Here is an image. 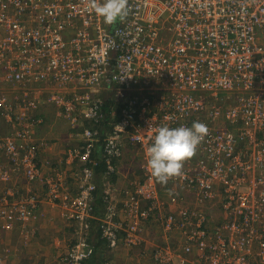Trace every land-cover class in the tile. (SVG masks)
Listing matches in <instances>:
<instances>
[{
    "label": "built area",
    "instance_id": "1",
    "mask_svg": "<svg viewBox=\"0 0 264 264\" xmlns=\"http://www.w3.org/2000/svg\"><path fill=\"white\" fill-rule=\"evenodd\" d=\"M89 4L0 0V233L22 227L28 238L34 213L51 201L74 225L60 254L64 264H82L95 252V220L111 250L146 249L145 224L161 223L166 243L132 264H188L189 256L208 264H264V0H129V16L115 25L104 24ZM43 93L74 125L84 116L111 127L85 128V143L69 150L68 162L85 164L72 174L74 194L66 188L69 174L56 167L48 175L38 165L41 118L30 112ZM104 94L115 101L108 118ZM195 121L208 128L196 150L199 163L188 162L163 186H179L199 205L164 213L180 194L162 196L146 150L157 127ZM127 143L145 161L141 177L117 194L110 180ZM98 148L106 167L102 189L86 165ZM16 177L25 184L16 186ZM99 197L102 213L95 208ZM205 200L219 202L220 219H207ZM177 232L181 242L173 247L167 239ZM7 262L0 256V264Z\"/></svg>",
    "mask_w": 264,
    "mask_h": 264
},
{
    "label": "crops",
    "instance_id": "2",
    "mask_svg": "<svg viewBox=\"0 0 264 264\" xmlns=\"http://www.w3.org/2000/svg\"><path fill=\"white\" fill-rule=\"evenodd\" d=\"M44 96L46 97L48 96V94L43 93L39 109L30 112L31 115H35L36 117L41 118L40 124L35 129V138L38 139L37 143H39L40 146V151L38 153V165H41L43 163V170L45 174L48 175L50 174L52 176H55L54 169H57L58 167H60V170H62V172H64L65 174H69V181L66 182V188L71 190L74 194L77 192V188L79 185L78 178H72V174H75V172L78 171H82L84 167L82 166L83 163L77 160L68 162V153L72 146H79V144H81L82 131L90 123L89 121H84L83 119H80L77 126L74 124L72 125L71 122H68L65 116L62 115L61 108L48 100L44 101ZM90 126H92V124ZM129 150H133L135 152L134 145L127 144L124 151L126 153H130ZM125 160V157H120L116 161V171L113 172L111 175L110 181L117 186L115 187L117 188V194L122 191L121 188L129 187L130 182L133 181V179L138 178L142 173V165H138V167H136L134 171H132L133 169L131 168L130 171L126 170L125 172H122L123 166L127 164ZM199 160V156L197 155V152H195L193 157L184 162L183 167L188 164V162L199 163ZM104 171H106V167H104L103 172L96 173V176L94 178V181L98 182L100 188L102 187V185L104 186V183L107 179L104 176ZM23 180L24 178L22 177H16L13 179V183H15L16 186H22L25 184ZM160 187H163V197L168 198L173 192H175L176 194L179 192L180 194L179 203L169 205L166 204V210L164 211V213H167V211L176 212L178 211V207H180L181 205H185L186 203L194 206L199 205L198 201L196 200L193 194L188 192H182L179 189V186H173L172 188L165 189V187L161 184ZM24 192H26V189L24 190ZM101 200L102 199H98L96 203V210L98 213H102L105 209L104 202H99ZM147 203V200L142 201V205H146ZM201 207L209 215L210 219L211 215L214 216L216 219H220L221 207L217 200H205L202 203ZM63 213L64 209L61 207V205H59L58 202H43L34 213V218L28 225L30 229V231H28V235L31 236H28L29 240L26 245L23 244L24 242H26L25 238H27L25 237V235H27L25 234V228L16 227V230H14L13 233V229H3L0 233V244H2L3 248L8 251V255H11L10 258L5 256L6 260L8 261L7 263L36 264L33 261L38 260L40 261L38 262L40 264H62L59 259L61 254V247L57 244L53 246L51 244V240L55 236V232H58V235L62 237V242H65L66 236H71L73 234L74 225L66 219ZM94 226L98 227L97 221L94 222ZM145 227V229L143 227L144 230L142 233L145 237L144 245L146 249H152L156 245H162L166 243L161 223H158L155 220H151L149 223L145 224ZM179 235L180 234L177 232L175 235V239H173L172 237L170 239H167V241H170L172 244H174L173 247H177L181 242V237ZM92 237L94 239V235ZM18 248H21L23 252H26L25 254L33 256L34 259L27 258L24 261H21V257H19L15 253ZM98 248L99 251L104 250V253L107 252L106 254H108L110 257L112 256V258H114L117 264H125L137 259H145V257L141 258L140 246L134 248L122 246L117 249L111 250L107 247L105 242V245L101 244ZM139 251L140 254L137 253L138 256L134 257L132 255V252L136 253ZM189 259L191 260L188 264H201L200 262L194 260L192 256H189ZM148 262L149 261H146V264H148Z\"/></svg>",
    "mask_w": 264,
    "mask_h": 264
},
{
    "label": "clouds",
    "instance_id": "3",
    "mask_svg": "<svg viewBox=\"0 0 264 264\" xmlns=\"http://www.w3.org/2000/svg\"><path fill=\"white\" fill-rule=\"evenodd\" d=\"M89 10L102 18L104 24L115 25L129 16V0H90ZM207 132V125L199 121L193 122L191 126L157 127L146 150L147 169L150 175L162 185L181 175L184 162L193 157Z\"/></svg>",
    "mask_w": 264,
    "mask_h": 264
},
{
    "label": "trees",
    "instance_id": "4",
    "mask_svg": "<svg viewBox=\"0 0 264 264\" xmlns=\"http://www.w3.org/2000/svg\"><path fill=\"white\" fill-rule=\"evenodd\" d=\"M113 103H115V101L113 99H111V96L110 95H106L104 97V102H102L101 105H100L101 108H104L105 113L107 114L106 118L109 117V107ZM85 120L89 121L90 124H88V126L90 128H92V129L96 128V129L101 130L102 132H106V131H108V129L111 128L109 126V123L106 122V120H104V119H103V121L100 124L96 123L94 120L89 119V118H85ZM91 124H92V126H90ZM99 144H101V143L99 142ZM91 158H92V161H90V162L87 161L86 165L94 167V169L96 170V173L103 172L105 164H104V161L101 160V152H100L99 148L97 150L93 151V153L91 154ZM94 161H97V164H93ZM82 166L85 167V164H83ZM100 190L97 191L96 195L99 194ZM99 199H100V197H99ZM99 202L102 203V200L99 201ZM95 208H96V206H95ZM206 216H207V219H209V221H213V220L216 219L212 215H211V219H210V217H209V215L207 213H206ZM216 221H217V219H216ZM92 232H93V234L91 235V241L94 244L95 252L91 256H89L87 259H85L82 264H103L104 261H106V260H108L110 258L114 259V258H112V256L110 257L108 254H106L107 252L104 253L103 252L104 250H100L99 251V248H98L99 245H101V244L105 245V240L100 239V234H101L100 227L99 226L98 227L97 226H93ZM93 235H94V239L92 237ZM173 238H175V236H173ZM148 251H151V249H142V246H141V258L144 257L143 254L147 253ZM134 261L135 260H133L132 262H134ZM132 262H128V263H125V264H132ZM62 264H64V262H62Z\"/></svg>",
    "mask_w": 264,
    "mask_h": 264
},
{
    "label": "rangeland",
    "instance_id": "5",
    "mask_svg": "<svg viewBox=\"0 0 264 264\" xmlns=\"http://www.w3.org/2000/svg\"><path fill=\"white\" fill-rule=\"evenodd\" d=\"M68 94L67 95H75V94H79V93H82V90H78V91H76V90H69V92H67ZM105 95V94H104ZM106 96V95H105ZM67 120H68V122L70 121L71 122V124L73 125V122L71 121V119L70 118H68V117H65ZM80 119H83L84 121H85V118H84V116H81V118ZM80 121V120H79ZM79 123V122H78ZM78 123L77 124H75L76 126L78 125ZM89 126H87V127H85V128H88ZM67 128H69V127H67ZM84 128V129H85ZM83 133V132H82ZM82 135V142H81V144H79V146H81L83 143H85L84 142V139H83V134H81ZM73 147H78V145L77 146H72L71 148H73ZM127 149H128V147H127ZM126 149V150H127ZM129 152L130 153H126L125 151H124V154H123V157H125V161L127 162V164H125L124 166H123V169H122V172H125L126 170L127 171H130V169L132 168L133 170L132 171H134V169H136V167H138V165H142V163L145 161V158H144V153H143V151L142 150H140L139 148H138V146H136L135 147V152L133 151V150H129ZM133 153V154H132ZM138 169V168H137ZM141 170H142V167H141ZM140 177H141V175H140ZM118 186H119V184H118ZM64 209V208H63ZM33 220V219H32ZM31 220V221H32ZM14 230H16L15 229V227H14V229L12 230V233L14 232ZM11 234V233H10ZM59 233L58 232H55V236L52 238V240H51V244L54 246V245H56V241H58V240H61V243L60 244H57V245H59L60 247H61V253L62 252H64V250L65 249H67V246H68V242H70V238L72 237V235L71 236H66L65 237V242H62V237L60 236V235H58ZM29 236H31V235H29ZM29 238V237H28ZM28 238H27V240H26V238H25V241H26V243L24 242L23 244L24 245H26L27 243H28ZM173 239H175V238H173ZM54 243V244H53ZM63 247H62V246ZM0 256L2 257V258H5V256H7L8 258H10V256L11 255H8V251H6V249H4L3 248V245L2 244H0ZM62 248H63V250H62ZM56 249V248H55ZM4 250V251H3ZM19 257H21L20 259H21V261H24L25 259H34V257L33 256H31V255H27V254H25L26 252H23V250L21 249V248H18L17 250H16V252H15ZM137 253L138 254H140V251L139 252H132V255L135 257V256H138L137 255ZM16 257V256H15ZM33 257V258H32ZM45 257H46V254H45ZM13 259V258H12ZM138 260H140V259H137V260H135V261H138ZM141 261H143V260H141ZM33 262H35L36 264H40V263H38V262H40V261H36V260H34ZM42 262V261H41ZM201 264H208L206 261H203V262H201Z\"/></svg>",
    "mask_w": 264,
    "mask_h": 264
}]
</instances>
